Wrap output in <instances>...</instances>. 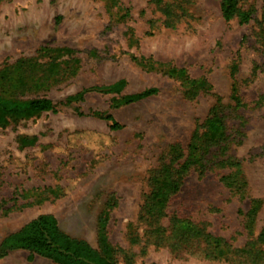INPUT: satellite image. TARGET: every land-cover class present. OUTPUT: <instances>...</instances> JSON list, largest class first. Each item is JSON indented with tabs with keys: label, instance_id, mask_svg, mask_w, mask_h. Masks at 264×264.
<instances>
[{
	"label": "rangeland",
	"instance_id": "1",
	"mask_svg": "<svg viewBox=\"0 0 264 264\" xmlns=\"http://www.w3.org/2000/svg\"><path fill=\"white\" fill-rule=\"evenodd\" d=\"M239 3L247 25L225 21L221 0H0V96L56 107L0 124V247L53 216L114 264H264V0ZM148 89L157 94L123 101ZM216 106L233 167L200 176ZM177 144L193 164L155 244L139 221L144 195ZM226 157L216 145L204 161ZM174 217L213 238L173 239ZM0 264L59 263L11 250Z\"/></svg>",
	"mask_w": 264,
	"mask_h": 264
},
{
	"label": "trees",
	"instance_id": "2",
	"mask_svg": "<svg viewBox=\"0 0 264 264\" xmlns=\"http://www.w3.org/2000/svg\"><path fill=\"white\" fill-rule=\"evenodd\" d=\"M159 4V2H158ZM167 20L176 17L171 14L170 3H166L162 7ZM221 13L225 21L238 20L240 24L247 25L253 18L252 13L244 11L240 7L239 0H221ZM170 22V21H168ZM170 24V23H167ZM260 37L264 41V12L260 28ZM124 87V82H119L109 86L106 90L110 93H119ZM157 94V89H148L139 94L127 96L123 101L127 104L139 102ZM241 106L236 105V109ZM56 107L50 99L40 98L27 101H19L5 99L0 96V124L6 119L21 121L38 116L42 113L54 112ZM112 123L113 130L121 129V126L116 123L112 117H107ZM207 133H210L209 141L211 146L207 147L206 152L201 155V165L199 169L200 176H204L209 168V163L217 164L221 167H233L231 157H226V152L229 150L231 134L227 133V127L224 121V115L220 110V106H216L211 111V116L205 122ZM208 137V134H207ZM219 146V151L223 157L219 163H216L213 158L205 159V155L209 153L212 146ZM172 151L177 156L169 162H165L160 167L153 171L149 185L152 189L150 194L144 195V203L141 209L139 221L147 225V234L153 238H157L155 244H161L165 239L164 236L168 232V228L163 227L161 220L171 215L168 210V201L177 193H179L185 178L190 173L192 166L191 155L186 156L184 162H180L185 157L183 148L180 145L171 147ZM191 148V146H189ZM172 153V152H171ZM211 154L216 155L215 151ZM174 157V155H173ZM216 158V157H214ZM205 163H204V162ZM227 176L221 177V181L231 187L232 183L228 181ZM171 236L173 239H188L192 237H204L205 241H209L213 237L205 235L189 222H182L178 217L172 219ZM105 223L102 225V230L105 229ZM149 231V233H148ZM103 242L106 244L105 235H102ZM262 238V236H261ZM219 241L218 239H215ZM0 259L6 256L11 250H26L35 255L49 258L59 264H114L109 258L93 250L86 243L71 239L59 230L56 219L53 216H40L27 224L20 232L7 238L0 247Z\"/></svg>",
	"mask_w": 264,
	"mask_h": 264
}]
</instances>
